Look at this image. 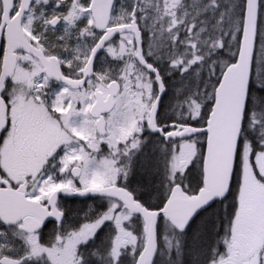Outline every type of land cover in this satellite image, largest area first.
<instances>
[{
    "label": "snow or ice",
    "instance_id": "obj_1",
    "mask_svg": "<svg viewBox=\"0 0 264 264\" xmlns=\"http://www.w3.org/2000/svg\"><path fill=\"white\" fill-rule=\"evenodd\" d=\"M0 264H264V0H0Z\"/></svg>",
    "mask_w": 264,
    "mask_h": 264
},
{
    "label": "flooded vegetation",
    "instance_id": "obj_2",
    "mask_svg": "<svg viewBox=\"0 0 264 264\" xmlns=\"http://www.w3.org/2000/svg\"><path fill=\"white\" fill-rule=\"evenodd\" d=\"M83 198H75L73 200H70L67 203V207L72 210L73 215H75L76 211H79L80 209H86L87 208V204L81 203V200ZM88 203H91V201H89Z\"/></svg>",
    "mask_w": 264,
    "mask_h": 264
}]
</instances>
